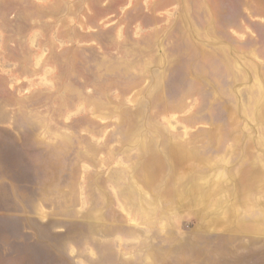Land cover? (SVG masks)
<instances>
[{
    "label": "rangeland",
    "instance_id": "374dc122",
    "mask_svg": "<svg viewBox=\"0 0 264 264\" xmlns=\"http://www.w3.org/2000/svg\"><path fill=\"white\" fill-rule=\"evenodd\" d=\"M0 264H264V0H0Z\"/></svg>",
    "mask_w": 264,
    "mask_h": 264
}]
</instances>
